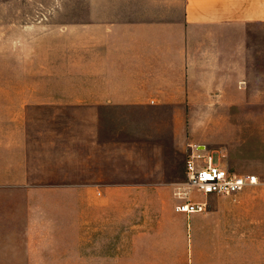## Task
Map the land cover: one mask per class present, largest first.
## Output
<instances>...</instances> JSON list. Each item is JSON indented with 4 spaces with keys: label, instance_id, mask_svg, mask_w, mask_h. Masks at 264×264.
Wrapping results in <instances>:
<instances>
[{
    "label": "rangeland",
    "instance_id": "374dc122",
    "mask_svg": "<svg viewBox=\"0 0 264 264\" xmlns=\"http://www.w3.org/2000/svg\"><path fill=\"white\" fill-rule=\"evenodd\" d=\"M153 3L0 0V264H25L29 223L58 232L53 244L70 232L119 246L120 264H264V108L79 105L83 34L115 5ZM192 143L261 183L178 213ZM99 178L115 187L41 186Z\"/></svg>",
    "mask_w": 264,
    "mask_h": 264
},
{
    "label": "crops",
    "instance_id": "0c3cea01",
    "mask_svg": "<svg viewBox=\"0 0 264 264\" xmlns=\"http://www.w3.org/2000/svg\"><path fill=\"white\" fill-rule=\"evenodd\" d=\"M114 10L121 15L96 17L83 34L80 107L264 108V0H154ZM196 145L209 149L192 143L188 154ZM41 186L115 187L100 178ZM49 230L29 223L25 264H120L119 246L79 244L85 234L70 232L67 243L53 244L58 232Z\"/></svg>",
    "mask_w": 264,
    "mask_h": 264
},
{
    "label": "built area",
    "instance_id": "2783aa9c",
    "mask_svg": "<svg viewBox=\"0 0 264 264\" xmlns=\"http://www.w3.org/2000/svg\"><path fill=\"white\" fill-rule=\"evenodd\" d=\"M185 176L189 191L178 193L182 201L176 205V211L186 214L205 212L207 197L211 194L234 195L260 182L257 174L233 171L213 151L197 145L187 155ZM193 191L204 195L205 199L196 200L191 195Z\"/></svg>",
    "mask_w": 264,
    "mask_h": 264
}]
</instances>
